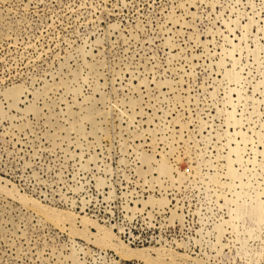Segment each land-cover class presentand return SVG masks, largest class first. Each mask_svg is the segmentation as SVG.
I'll return each mask as SVG.
<instances>
[{
    "label": "rangeland",
    "instance_id": "obj_1",
    "mask_svg": "<svg viewBox=\"0 0 264 264\" xmlns=\"http://www.w3.org/2000/svg\"><path fill=\"white\" fill-rule=\"evenodd\" d=\"M0 264H264V0H0Z\"/></svg>",
    "mask_w": 264,
    "mask_h": 264
}]
</instances>
